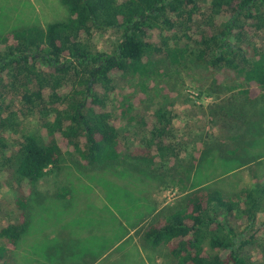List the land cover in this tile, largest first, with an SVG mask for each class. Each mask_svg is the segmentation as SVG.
Instances as JSON below:
<instances>
[{"label": "trees", "instance_id": "trees-1", "mask_svg": "<svg viewBox=\"0 0 264 264\" xmlns=\"http://www.w3.org/2000/svg\"><path fill=\"white\" fill-rule=\"evenodd\" d=\"M61 1L67 19L0 35V130L18 123L19 114L6 105L9 89L20 97L23 109H38L43 118L40 131L23 133L12 146L5 135L0 136V173L7 174V182L17 191L14 215L0 226V264H12L13 250L30 231L36 207L49 198L71 195L73 176L88 180L89 171L116 170L119 164L131 162L142 165L135 171L147 185L145 180L161 173L155 169L157 159L163 164L172 162L171 157L180 159L178 147L171 143L172 106L154 103L149 86L159 54L189 73L199 71L210 80L213 92L233 90L228 96L234 107L230 125L246 130L237 134L232 150L219 145V152L238 163L237 168L257 164L258 174L253 187L237 192L208 185L202 165L212 158L213 147L206 148L194 159L196 163L174 169L185 194L174 208L166 215L156 213L144 197L139 202L143 209L147 205V212L134 223L128 218L126 235L129 226H138L143 241L154 247L165 244L175 264H264V250H258L259 261L251 253L252 248L264 246L259 235L264 222L257 225L259 213L264 212V162L252 159L255 155L247 151L264 140V50L253 46L248 52L250 44L245 46L249 28L264 25V0ZM206 3L210 18L203 10ZM109 29L119 33L113 51L97 49L92 42L95 32ZM71 76L75 83L70 86ZM124 79L131 89L120 85ZM255 103L263 104L252 106ZM249 106L259 116L255 122L245 118ZM119 118L140 135L137 146L125 152L120 149ZM68 151L75 160L70 170L64 168ZM55 170L68 172L48 195L39 183ZM148 217V224L140 226ZM47 249L41 252L49 261ZM59 254L66 261L76 257V262H86L77 251L71 257L59 252L56 264L61 261Z\"/></svg>", "mask_w": 264, "mask_h": 264}, {"label": "rangeland", "instance_id": "rangeland-1", "mask_svg": "<svg viewBox=\"0 0 264 264\" xmlns=\"http://www.w3.org/2000/svg\"><path fill=\"white\" fill-rule=\"evenodd\" d=\"M261 9L264 14V6ZM203 10L207 12L205 16L210 18L207 3ZM68 15V10L61 0H0V35L29 25L46 27L50 22L67 19ZM249 29V39L245 44V46L250 44L249 48L246 46L248 52H251L253 46L264 50V25L256 30L252 27ZM157 33L158 31H155L156 41ZM118 38L119 33L115 29L98 30L92 42L99 50L113 51ZM155 59L157 65L153 67L149 86L154 93V103L172 106L175 138L173 137L171 143L178 147L180 159L171 157L172 162L164 164L163 160L157 159L155 169L161 173H157L154 180H145L144 183H148L147 185H143L142 178L135 171L142 165L134 166L131 162L119 164L116 170L89 171L86 173L88 180L77 177L78 175L73 176V182L70 184L71 195L65 199L49 198V202H43L40 207H36L37 210L34 209L33 225L21 239L19 247L13 250L12 264H56L57 253L67 252L71 257L75 251L79 253L78 258L83 257L86 262L79 260L76 262V257L68 258L66 261L67 258L64 260L62 259L64 256L59 254L61 260L59 264H92L103 254L105 258L93 264H175L167 250L159 248L150 251L148 245L138 235V229L135 231V238L122 241V237L126 235V223L129 219L139 218L143 216V212H147L149 203L144 205L143 209V204L139 202L144 197L151 203V207L160 208L159 210L173 202L178 203L183 198L185 194L182 182L177 174H173L174 169L192 161L196 163L194 159H198L206 148L213 147L212 158L207 159L202 165V176L209 181L206 184L228 193L254 186L258 174L257 164L237 168L238 163L228 161L229 159L222 156L225 154L219 152V145L226 150H232L237 134L245 133L246 130L245 127L238 130L230 125V121L233 120L229 113L234 107L228 96L231 93L229 91L233 90L213 92L209 89L210 80L203 79L199 71L189 73L163 54H159ZM3 77L8 80L6 74ZM127 82L128 79H124L120 84L123 89H131ZM73 83L75 79L71 76L69 85ZM68 89L69 87H65L64 91L67 92ZM9 92L11 93L7 96L6 105L19 114V117H16L18 123L13 128L1 129L0 136L5 135L12 146L13 139L23 133L35 134L40 131L43 118L38 109L30 110L25 107L23 109L20 97H15L10 89ZM261 104L263 103H255L252 106L259 107ZM247 109L249 115L245 118H251L255 122L259 116L251 106ZM116 123L122 130L121 152L137 146L140 135L134 132L135 127L127 124L122 118ZM262 128L264 130V122ZM241 142L242 140H239V143ZM69 151L64 162L66 169L75 168V160ZM247 151L255 155L252 159L260 158L264 162V140L262 143L258 141V144H252ZM260 168L263 169V166ZM75 171L73 169V174ZM67 172L65 170L50 172L40 181V190L49 195V190H53L60 179H65L64 175ZM16 195L15 187L7 182V174L0 173V226L14 215ZM114 213L118 214L121 220L117 219ZM263 222L264 212H261L257 225L260 226ZM260 233L264 239V227H260ZM58 241L59 246L56 247ZM43 247L49 249L51 254L49 261L41 252ZM260 249L264 250V246L251 249L257 261L261 257V252L258 251Z\"/></svg>", "mask_w": 264, "mask_h": 264}, {"label": "crops", "instance_id": "crops-1", "mask_svg": "<svg viewBox=\"0 0 264 264\" xmlns=\"http://www.w3.org/2000/svg\"><path fill=\"white\" fill-rule=\"evenodd\" d=\"M147 203H149V206H148V207H149V209H151V206H150L151 203H150V202H147ZM147 203H146V204H147ZM176 204H177V203L173 202V203H171V204L165 205V206H167V207H165L163 210H159L160 208L157 209V208H154V207H153V210H155L156 213H157V212H164V214L166 215L167 213H169V210H170V209L174 208L173 206H175ZM156 213H155V214H156ZM152 216H153V215H152ZM152 216H150V217L152 218ZM150 217H148L147 219L143 220V222H142L141 224L139 223L140 226H142V224H143V223H146V222H147L146 224H148V222H149L150 219H151ZM132 222L134 223V222H136V220H135V219H131V223H132ZM139 222H140V221H139ZM140 226H139V227H140ZM136 229H139L138 226H137V227H135V226H134V227H130V226H129V227H128V233H127V235L122 239V241L127 240V239H130V238H132V239L135 238V231H136ZM137 236H138V235H137ZM140 237H141V236H140ZM141 238H142V237H141ZM144 242H145V241H144ZM145 243H146V245H148V247H149L148 249H149L150 251H152V250H156V249H159V248H163V250H165V251L167 250L168 253L170 254V256H171V257L173 258V260L175 261V258L171 255V253H170V251H169V248H168L165 244L160 245V246H155V247H154V246H151L150 244H148L147 242H145ZM103 258H105V257H103V256L100 257V258H99L100 261H101ZM99 259H98V260H99ZM150 259H151V256H150Z\"/></svg>", "mask_w": 264, "mask_h": 264}]
</instances>
